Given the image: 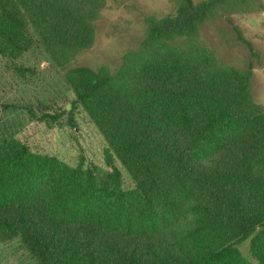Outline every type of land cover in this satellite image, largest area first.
Masks as SVG:
<instances>
[{
  "label": "trees",
  "instance_id": "16d2710c",
  "mask_svg": "<svg viewBox=\"0 0 264 264\" xmlns=\"http://www.w3.org/2000/svg\"><path fill=\"white\" fill-rule=\"evenodd\" d=\"M103 1L0 0V56L14 62L40 44L114 169L73 167L0 133V243L20 240L39 264H254L239 251L251 240L264 264L260 55L231 19L250 50L246 69L220 66L198 44L233 0H179L175 14L147 17L140 48L115 73L73 67L94 47ZM25 109L48 125L62 117Z\"/></svg>",
  "mask_w": 264,
  "mask_h": 264
},
{
  "label": "rangeland",
  "instance_id": "374dc122",
  "mask_svg": "<svg viewBox=\"0 0 264 264\" xmlns=\"http://www.w3.org/2000/svg\"><path fill=\"white\" fill-rule=\"evenodd\" d=\"M178 4L179 0H104L94 47L82 53L73 67H107L112 73L117 72L124 57L140 48L147 31V17L173 15ZM228 19L260 55L259 62H255L252 90L255 102L264 107V0H233L200 29L198 44L212 54L220 66L243 70L249 63L250 50L238 38ZM177 43L182 45L183 41ZM75 100L65 83L64 73L53 65L40 44L14 62L0 56L1 136L19 140L33 152L57 157L73 167L83 160L85 166L112 172L113 166L107 164V143L84 109L74 104ZM26 106H33L40 113L42 107L62 117L48 125L33 119ZM71 121L76 126L71 125ZM114 166L123 175V188H133L134 182L122 164L116 160ZM251 246L248 240L239 251L249 262L258 264L252 257ZM0 264L39 263L20 240H14L0 243Z\"/></svg>",
  "mask_w": 264,
  "mask_h": 264
}]
</instances>
